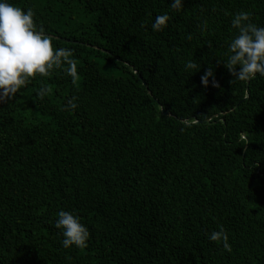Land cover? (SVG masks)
<instances>
[{"label": "trees", "instance_id": "1", "mask_svg": "<svg viewBox=\"0 0 264 264\" xmlns=\"http://www.w3.org/2000/svg\"><path fill=\"white\" fill-rule=\"evenodd\" d=\"M9 2L73 50L79 79L56 70L0 102V264H264V78L223 65L231 19L264 26V0ZM61 210L87 248H63ZM220 226L231 253L208 239Z\"/></svg>", "mask_w": 264, "mask_h": 264}, {"label": "clouds", "instance_id": "2", "mask_svg": "<svg viewBox=\"0 0 264 264\" xmlns=\"http://www.w3.org/2000/svg\"><path fill=\"white\" fill-rule=\"evenodd\" d=\"M184 0H172L171 9L183 11ZM170 16L162 14L155 17L151 27L154 32H161L168 27ZM204 27H207L205 22ZM231 27L237 35L228 47L229 55L223 65L234 80L249 82L257 76L264 78V26L252 22L249 12L241 11L231 19ZM73 50L54 47L53 40L38 28L34 22V12L13 5L9 0H0V102L10 101L37 76L50 77L56 70L62 69L64 74L75 83L79 79L77 62ZM185 71L197 73L200 64L190 59L185 63ZM209 78L214 81L211 68L201 77L202 84L208 85ZM218 87V85H216ZM50 92L47 87L37 91L39 99ZM78 97L67 101L64 111L75 112L79 105ZM55 227L63 237L65 249L75 247L85 249L90 239L89 229L84 226L78 215L61 210ZM211 242L222 245L231 253V245L227 230L220 226L208 236Z\"/></svg>", "mask_w": 264, "mask_h": 264}, {"label": "water", "instance_id": "3", "mask_svg": "<svg viewBox=\"0 0 264 264\" xmlns=\"http://www.w3.org/2000/svg\"><path fill=\"white\" fill-rule=\"evenodd\" d=\"M162 114H163L164 116L169 115L167 112H162Z\"/></svg>", "mask_w": 264, "mask_h": 264}]
</instances>
